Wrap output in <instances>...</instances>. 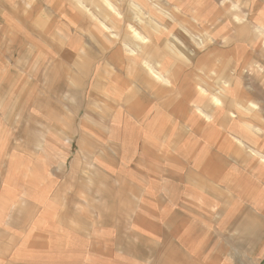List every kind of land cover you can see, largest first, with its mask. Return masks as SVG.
I'll list each match as a JSON object with an SVG mask.
<instances>
[{
  "label": "crops",
  "instance_id": "0c3cea01",
  "mask_svg": "<svg viewBox=\"0 0 264 264\" xmlns=\"http://www.w3.org/2000/svg\"><path fill=\"white\" fill-rule=\"evenodd\" d=\"M83 4L0 0V264H264V0Z\"/></svg>",
  "mask_w": 264,
  "mask_h": 264
},
{
  "label": "rangeland",
  "instance_id": "374dc122",
  "mask_svg": "<svg viewBox=\"0 0 264 264\" xmlns=\"http://www.w3.org/2000/svg\"><path fill=\"white\" fill-rule=\"evenodd\" d=\"M80 1L84 3L83 6L86 8V11H88L87 9H91L92 11H95V13L102 18L103 22L104 21L110 22L109 20L110 18H116V19H123L124 21L122 20L121 22L124 23L125 17H130V18L135 17V14L138 15L137 13L140 11L138 8L135 7L137 5L139 6L138 3L140 2V0H80ZM131 1L135 3L133 4L134 8H131V4L130 5L128 4ZM93 8H97V9L94 10ZM138 16H140V14ZM101 25L102 24H100V26ZM125 26L126 25H120V24L115 25V27H119V29L120 27L126 29Z\"/></svg>",
  "mask_w": 264,
  "mask_h": 264
},
{
  "label": "bare ground",
  "instance_id": "6f19581e",
  "mask_svg": "<svg viewBox=\"0 0 264 264\" xmlns=\"http://www.w3.org/2000/svg\"><path fill=\"white\" fill-rule=\"evenodd\" d=\"M113 9V8H112ZM262 159V158H261ZM264 159V158H263Z\"/></svg>",
  "mask_w": 264,
  "mask_h": 264
}]
</instances>
